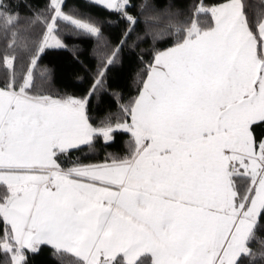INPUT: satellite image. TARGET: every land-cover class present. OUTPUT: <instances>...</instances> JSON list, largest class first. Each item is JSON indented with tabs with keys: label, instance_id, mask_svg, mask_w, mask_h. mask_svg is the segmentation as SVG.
Wrapping results in <instances>:
<instances>
[{
	"label": "snow or ice",
	"instance_id": "6c2138e0",
	"mask_svg": "<svg viewBox=\"0 0 264 264\" xmlns=\"http://www.w3.org/2000/svg\"><path fill=\"white\" fill-rule=\"evenodd\" d=\"M83 2L117 19L65 0H0V32L31 33L23 74L15 40L0 52V264H29L41 246L58 264H264V0H165L152 19L166 26L130 43L132 0ZM104 23L125 24L115 43ZM81 36L95 40L87 87L39 89L41 55L78 60L66 37ZM146 36L170 46L146 60ZM125 47L141 67L119 103L109 79ZM105 94L116 111L94 115ZM118 135L123 155L107 150Z\"/></svg>",
	"mask_w": 264,
	"mask_h": 264
},
{
	"label": "trees",
	"instance_id": "16d2710c",
	"mask_svg": "<svg viewBox=\"0 0 264 264\" xmlns=\"http://www.w3.org/2000/svg\"><path fill=\"white\" fill-rule=\"evenodd\" d=\"M45 0H38L39 5H42ZM132 3L137 7L132 9V14L138 17L139 22L135 26L131 36H129V43L139 35H144L146 31L157 33L166 26V19L163 17L156 20L152 19L155 15L154 8H162L165 0H132ZM65 11L72 8H79L81 11L89 13L102 21L112 20L115 21V16L109 15L107 12L96 8H86L83 0H65ZM145 5L141 13L139 5ZM259 0H254V7L258 10ZM25 10L21 9L23 13ZM125 28L124 23H104L102 30L104 35L108 37L113 43L120 39L121 33ZM30 39L31 33L29 31L21 30L16 37L9 34L7 37L0 32V52L15 40V47L17 49V71L23 74L30 61ZM170 37L164 36L158 39L153 45L152 37L146 36L145 39L139 42L137 52H143L145 59L151 58V51L153 47L164 48L170 46ZM66 42L70 46H77L78 60L74 57L71 50H48L41 55L38 60V66L34 69V81L39 89L52 92H63L65 90L81 94L84 88L87 87L88 80L90 79V72L95 69V59L92 56V50L95 47V40L88 36H81L78 38L66 37ZM123 55V64L118 66L113 72L110 73L109 88L110 91H116L120 94L119 103H127L128 100L136 95L137 72L140 71V65L132 57L128 55V49L125 47ZM49 69L48 74H42L43 69ZM3 68L0 67V77H2ZM80 75L84 77L83 81H76L74 78ZM93 114L99 115L105 111L115 112L117 109V102L109 94H105L100 103L93 99L92 101ZM128 139L127 135H118L117 143L108 151H114L123 155L126 151L125 141ZM86 151V149H85ZM75 155H83L77 152ZM104 152L99 151L90 159H86V163H98L103 159ZM29 264H58L57 260L53 258L50 246H41L40 250L35 253L28 254ZM71 258H68L70 261Z\"/></svg>",
	"mask_w": 264,
	"mask_h": 264
}]
</instances>
